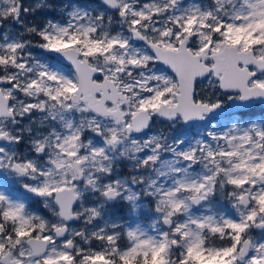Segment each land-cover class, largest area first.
Listing matches in <instances>:
<instances>
[{
  "label": "snow or ice",
  "instance_id": "obj_1",
  "mask_svg": "<svg viewBox=\"0 0 264 264\" xmlns=\"http://www.w3.org/2000/svg\"><path fill=\"white\" fill-rule=\"evenodd\" d=\"M0 264H264V0H0Z\"/></svg>",
  "mask_w": 264,
  "mask_h": 264
}]
</instances>
